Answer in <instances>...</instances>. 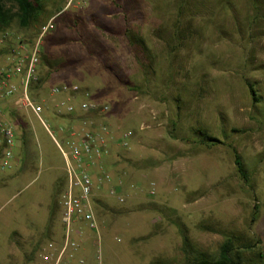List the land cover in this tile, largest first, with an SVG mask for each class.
Instances as JSON below:
<instances>
[{
    "label": "rangeland",
    "instance_id": "obj_1",
    "mask_svg": "<svg viewBox=\"0 0 264 264\" xmlns=\"http://www.w3.org/2000/svg\"><path fill=\"white\" fill-rule=\"evenodd\" d=\"M66 1L44 2L29 27L16 18L0 29L2 67L11 45L35 42L56 17L32 91L48 128L15 99L0 114L15 128L22 158L0 170V264H40V248L62 239L68 176L56 141L85 122L107 128L110 146L90 170L121 179L126 198L120 203L106 185L95 189L98 231L78 224L86 264H194L217 257L228 239L264 254V22L250 32L251 1L232 0L230 11L223 0H92L64 11ZM62 83L88 89L109 111L58 114L61 97L50 88ZM199 129L221 143H202ZM124 132L133 134L128 148ZM257 252L244 250L242 263L262 264Z\"/></svg>",
    "mask_w": 264,
    "mask_h": 264
},
{
    "label": "built area",
    "instance_id": "obj_2",
    "mask_svg": "<svg viewBox=\"0 0 264 264\" xmlns=\"http://www.w3.org/2000/svg\"><path fill=\"white\" fill-rule=\"evenodd\" d=\"M92 0H67L64 11L71 7ZM56 17L52 18L41 30L33 43L20 40L9 47L6 62L0 67V114L7 101L15 99L17 109L34 114L47 127L42 118L43 105L32 96L35 86L40 83V65L42 44L45 35L54 27ZM4 36L0 45L5 43ZM50 95L61 97L55 104L60 115L75 116L87 113H107L109 106L101 104L88 89L76 84H57L50 88ZM154 118L156 114L153 112ZM48 128V127H47ZM146 126L143 125L142 129ZM108 130L90 128L85 122L81 128H69L68 140L56 144L66 161L68 184L64 190L61 205L63 236L60 241H49L39 250L40 264H86L79 257L85 233L79 223H84L92 231H98V222L93 206V194L100 186H109V194L120 203L126 201L121 192L123 181L115 183L111 174L103 171L94 177L90 168L100 166L103 157L110 153L107 143ZM132 132H124L120 144L128 148ZM15 128L0 118V170L12 167L15 159L14 145L16 142ZM100 258V257H98Z\"/></svg>",
    "mask_w": 264,
    "mask_h": 264
},
{
    "label": "trees",
    "instance_id": "obj_3",
    "mask_svg": "<svg viewBox=\"0 0 264 264\" xmlns=\"http://www.w3.org/2000/svg\"><path fill=\"white\" fill-rule=\"evenodd\" d=\"M46 1L50 0H0V29L8 28L16 18L19 20L20 24L23 27H29L30 22L35 19V17L42 9V4ZM250 1L253 7V13L248 17V26L250 32L254 33L253 30L255 28H260L262 22H264V0ZM222 3L223 7L230 11L235 8L232 0H223ZM8 4H11L12 7L9 8ZM12 8H16L17 11L14 12ZM128 38L130 42L132 41L131 39H133L140 46L146 48L145 41L142 37L132 35ZM248 87L254 102L258 103L259 97L255 85L252 82H248ZM196 133L200 137L201 142L204 144L215 146L221 143L218 138L208 134L205 130L199 129ZM235 164L237 166L239 174L242 176L244 181L249 184L250 178L248 176L245 164L239 154L235 155ZM244 250H257V258L262 264H264V254L260 246L252 244L251 242H246L241 246H236L235 242L232 239H228L222 244L217 257L212 258L204 256L198 259L194 264H243L240 254L243 253Z\"/></svg>",
    "mask_w": 264,
    "mask_h": 264
},
{
    "label": "crops",
    "instance_id": "obj_4",
    "mask_svg": "<svg viewBox=\"0 0 264 264\" xmlns=\"http://www.w3.org/2000/svg\"><path fill=\"white\" fill-rule=\"evenodd\" d=\"M19 143L16 141V151H15V159L13 160V162H12V167H14V166H16V168L17 167H19V164L22 162V158H20L19 156H18V154H19ZM107 157V156H106ZM106 157H104V158H106ZM11 167V168H12ZM4 171V170H3ZM91 171L92 172H95L94 171V169H91ZM57 240V239H56ZM51 241H55V240H51ZM49 242V241H48ZM47 243V242H46Z\"/></svg>",
    "mask_w": 264,
    "mask_h": 264
}]
</instances>
